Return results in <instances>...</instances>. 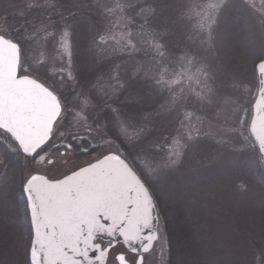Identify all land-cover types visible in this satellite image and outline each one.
<instances>
[{
  "label": "snow or ice",
  "instance_id": "6c2138e0",
  "mask_svg": "<svg viewBox=\"0 0 264 264\" xmlns=\"http://www.w3.org/2000/svg\"><path fill=\"white\" fill-rule=\"evenodd\" d=\"M74 6L90 7L107 21L103 31H94V48L114 44L113 51L135 52L137 43L147 44L149 64L129 79H139L143 72L154 90L168 93L174 105L192 96L214 103L216 80L223 71L216 66L217 41L228 0H88L87 5ZM11 7V15L23 22L9 23L7 12L0 18V199L24 206L15 221L25 233L19 241L23 264H152L148 257L157 253L170 264L164 261L169 241L160 224L157 193L160 181L182 161L184 137L166 140L159 160L146 159L140 149L131 148L139 133L129 132L133 125L119 118V109L107 106L114 120H101L99 113L88 112L91 101L83 93H77L70 107L63 89L76 79L75 30L68 22L75 13L58 12L63 6L56 0H32L25 5L27 13ZM241 7L264 28V0H243ZM33 8L47 13V24L32 29L28 14ZM164 11H176L192 25L199 38L195 50L172 48L165 33L152 24ZM53 14L62 26L52 20ZM134 25L147 40L134 42ZM49 42L51 57L44 50ZM34 44L41 46L39 56L32 55ZM252 67L254 86L246 80L233 84L236 98L227 101L220 143L226 149L239 144L253 153L256 167H264V46ZM97 87L107 95L108 87L115 94L126 84L116 74L108 85ZM79 155L88 159L73 166L69 158ZM21 159L29 171L17 180L10 172ZM64 165L67 170L60 175L50 174V169ZM254 264H264V252L255 255Z\"/></svg>",
  "mask_w": 264,
  "mask_h": 264
},
{
  "label": "rangeland",
  "instance_id": "374dc122",
  "mask_svg": "<svg viewBox=\"0 0 264 264\" xmlns=\"http://www.w3.org/2000/svg\"><path fill=\"white\" fill-rule=\"evenodd\" d=\"M136 1L125 0L129 4ZM30 2L32 0H0V18L7 12L9 23L14 19L22 23L23 19L19 15L14 17L11 15L15 12L11 6H20V10L27 13L25 5ZM56 2L63 6L57 9L58 12L62 11L65 16H68L69 12L75 13L70 21L77 27L83 24L79 20L83 14L86 16V11L90 12L85 19L88 32L81 34L82 32L78 31L79 34L75 32L73 36V45L77 47V55L73 53V75L76 79L67 81L63 89L69 106L76 102L74 98L77 93H83L91 101L88 112L99 113L101 120L107 118L112 121L114 116L107 111V106L119 109L121 103L117 99L124 89L129 92L126 99L128 96L132 99V94L135 96L137 91H140L139 100L144 103L147 97V76L141 72L139 79L129 77L142 66L149 64L147 56L134 54L130 49L113 51L112 49L117 47L114 44L103 50L94 48L92 46L94 31L97 29L103 31L107 21H102L90 7L74 6L78 3L87 5L88 0ZM256 2L259 4L260 0ZM242 3L243 0H228L229 8L221 20L216 66L223 71L218 74L216 80L214 103L209 105L192 96L174 105L169 94H163V105L160 107L156 122L162 126L164 132L171 128L173 135L166 137L162 133L151 150L148 141L151 133L150 117L145 105L141 113L137 114L132 113V109L130 111L128 108H123V111L119 109V118L133 125L129 132L139 133V138L131 143V148L140 149L142 157L151 159L154 156L159 160L164 155L160 146L165 145L166 149L165 141L170 142L177 135L184 137L181 142L187 145L180 165L172 175L160 181V191L157 193L161 197L160 211H163L161 214L165 223L163 229L166 235H172L175 247L169 249L164 257V261L170 264H254L255 255L264 252V182L259 174L263 169L255 166L253 153L250 150H242L239 144L235 148H224L220 143L224 137L219 134L225 127L223 124L225 110L230 108L227 101L236 98L234 82L246 80L254 86L252 61L264 46V28L261 21L250 16L241 7ZM236 7L237 9H234ZM237 12L243 16L240 17L244 22L243 29L234 28L232 25ZM46 15L43 9L33 8L28 14V19L33 21L32 29L39 28L41 22L47 24ZM52 20L58 22V27L62 26L63 22L58 15L53 14ZM169 21L173 25H170L173 27V34L168 40L171 47L178 51L195 50L199 38L192 25L182 20L176 11H171ZM131 31L134 42L147 40L138 29L134 31L133 26ZM82 38L89 42L91 49L89 55L86 49L79 45ZM137 45L146 50L148 48L147 44ZM32 49V55L39 56L41 46L34 44ZM44 50L49 57L54 55L51 42ZM116 74H119L121 81L127 83V87L117 88L115 94L111 87H108V94L105 95L97 85H108L110 78ZM128 105L130 106V100ZM188 113H191V116L186 119ZM217 113L220 114L219 118ZM181 121H184L183 126ZM229 123L233 124L234 119ZM189 135L192 139H188ZM69 159L74 166L83 164L88 157L79 155ZM67 167L64 165L50 169V174L58 176L66 171ZM28 171L29 168L24 166L21 159L11 169L10 174L19 180ZM22 210L20 202H13L10 198L0 199V264H23L25 256L19 241L25 233L15 222L17 213ZM149 259L152 264H164L158 253Z\"/></svg>",
  "mask_w": 264,
  "mask_h": 264
},
{
  "label": "trees",
  "instance_id": "16d2710c",
  "mask_svg": "<svg viewBox=\"0 0 264 264\" xmlns=\"http://www.w3.org/2000/svg\"><path fill=\"white\" fill-rule=\"evenodd\" d=\"M136 3H137V1L133 2L131 4H136ZM234 9H237V7L234 8ZM237 13H238L237 15H240V16H237V15L234 16V21L232 22V25H233L234 28H242L243 29V28H245L244 22L242 20H240V17H243V16H241V14L239 12H237ZM85 14H86V16H89L90 12L86 11ZM170 14H171V11H164L162 16L158 15L152 21V24L154 26H159L160 27V29L165 33V35H166L168 40H170V38L172 37V34H173V27H170V25H172V23L169 21V15ZM86 16L83 14V17L79 19V20H81L80 22L83 23V24L80 23L81 27H77V25L72 23L70 21V19H69L68 22L73 25L76 34H79L78 31H81L82 32L81 34H83V33L85 34V32H88L87 28H86L87 27L86 26V21H85ZM133 29H134V31H136L138 29V25H134ZM75 45H77V43H75ZM79 45H82L86 49L87 55H89L91 53V49H90L89 42L87 41V39L82 38ZM137 48H138V50L135 51L134 54L135 53H139L140 56L146 55L147 58L151 55V51L148 48L146 50L143 47H139L138 45H137ZM179 51H181V50H179ZM73 53H74V55H77V47L76 46H74ZM116 55H117V53H116ZM116 61H117V59H116ZM146 84H147V87H146V89H147L146 96L147 97H146V100H145L144 103H143V101L139 100V96H140L139 93H141L140 91H137L135 96H133V94H132V99L129 96L126 99V96L129 93L126 89H124L122 91V93L120 94V97L117 100L121 103L119 105L120 106V108H119L120 111L121 110L123 111V108L124 109L128 108L129 111L132 109L131 112L134 113V114L141 113L142 108L145 105V109H146V111H147V113H148V115L150 117L149 127H150V132L151 133L149 135L148 141L150 143L149 146H150V150H151L153 148V146L156 145V143H157L160 135H162V133L165 134L166 137H171L173 135V133H172V129L171 128H167L165 130V132L162 131V128H161L162 126L157 124V122H156V120H157L156 117L158 116V112L160 110V107H161V105H163L162 104L163 103L162 95L165 94V93H161L159 91H155L154 88H153V84L150 82L148 77H146ZM126 87H127V83H126ZM128 100H130V106L128 105ZM134 120H136V118ZM259 174H260V177H261L262 181L264 182V171L261 170ZM167 236H168L167 239L169 241L168 249H175V247L173 245V241H172L173 240L172 239V235H167Z\"/></svg>",
  "mask_w": 264,
  "mask_h": 264
},
{
  "label": "flooded vegetation",
  "instance_id": "af4514ba",
  "mask_svg": "<svg viewBox=\"0 0 264 264\" xmlns=\"http://www.w3.org/2000/svg\"><path fill=\"white\" fill-rule=\"evenodd\" d=\"M21 206H22V208L24 207L22 203H21ZM161 212H162V214H163V211H162V210H161ZM162 214H161V215H162ZM160 224H161V227L163 228V227H164V224H165V223H164V219H163V215H162V218H161ZM168 250H169V249H167V251H168ZM167 251H166V252H167ZM148 258H149V257H148Z\"/></svg>",
  "mask_w": 264,
  "mask_h": 264
},
{
  "label": "water",
  "instance_id": "95a60500",
  "mask_svg": "<svg viewBox=\"0 0 264 264\" xmlns=\"http://www.w3.org/2000/svg\"><path fill=\"white\" fill-rule=\"evenodd\" d=\"M263 168V171H264V167H262Z\"/></svg>",
  "mask_w": 264,
  "mask_h": 264
}]
</instances>
